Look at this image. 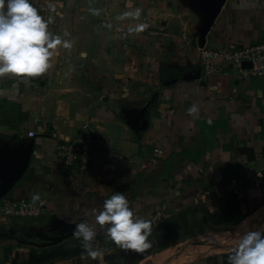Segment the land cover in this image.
<instances>
[{"label":"crops","instance_id":"0c3cea01","mask_svg":"<svg viewBox=\"0 0 264 264\" xmlns=\"http://www.w3.org/2000/svg\"><path fill=\"white\" fill-rule=\"evenodd\" d=\"M31 3L73 47L55 50L41 77L0 78V205L34 193L49 201L37 220L0 217V264H121L126 249L106 227L96 228L102 261L73 235L113 192L152 224L147 256L134 264H228L244 232L264 231V78L227 67L206 77L198 49L264 40V0ZM137 7L138 21L117 19ZM136 23L149 27L129 35ZM85 122L94 132L88 171L62 174L56 149ZM245 147L255 160L239 169Z\"/></svg>","mask_w":264,"mask_h":264},{"label":"clouds","instance_id":"9594fccd","mask_svg":"<svg viewBox=\"0 0 264 264\" xmlns=\"http://www.w3.org/2000/svg\"><path fill=\"white\" fill-rule=\"evenodd\" d=\"M49 10L54 12L55 8L49 5ZM90 11L92 15H100V9ZM141 14L142 9L137 7L123 12L117 19L138 21ZM52 22V16L45 19L31 0H0V78L41 77L52 67L51 58L55 50L73 47L71 40L50 31ZM148 27L147 23H136L129 25L127 33H142ZM196 111L193 106L189 114ZM32 198L38 201L39 193H34ZM93 215L94 223L79 222L73 231L87 257L92 260L102 261L104 256L103 250L95 244L97 226L106 227V239L122 249L143 252L151 247V221L137 215L123 193L113 192L104 199L101 209H93ZM228 264H264V231L244 232L232 248Z\"/></svg>","mask_w":264,"mask_h":264},{"label":"built area","instance_id":"2783aa9c","mask_svg":"<svg viewBox=\"0 0 264 264\" xmlns=\"http://www.w3.org/2000/svg\"><path fill=\"white\" fill-rule=\"evenodd\" d=\"M198 55L200 70L206 77L221 75L227 67L242 80L264 78V40L249 46L227 49L200 48ZM93 134L90 124L85 122L80 126L78 136L57 147L56 157L61 162L62 174L73 169H77L80 175L88 171ZM34 136V132L28 133V137ZM48 205L46 198H40L38 201L25 198L8 199L0 205V217L12 221L37 220Z\"/></svg>","mask_w":264,"mask_h":264},{"label":"trees","instance_id":"16d2710c","mask_svg":"<svg viewBox=\"0 0 264 264\" xmlns=\"http://www.w3.org/2000/svg\"><path fill=\"white\" fill-rule=\"evenodd\" d=\"M261 125V134H264V121L260 123ZM204 154V152L201 153V156ZM236 156H237V165L239 169H245L246 165L250 162H253L255 160V153L254 150L251 148H240L236 150ZM262 156L263 161L258 164V167L264 169V148L262 150ZM159 231H161V238L159 240V248H163L167 246L168 244V238L170 233V228L168 225H161L158 227ZM163 243V244H162ZM129 255H132V253L137 254L134 259H132L129 264H134L135 262L145 258L147 256V251L144 250V252H141L138 254V252H133L130 250H127Z\"/></svg>","mask_w":264,"mask_h":264},{"label":"rangeland","instance_id":"374dc122","mask_svg":"<svg viewBox=\"0 0 264 264\" xmlns=\"http://www.w3.org/2000/svg\"><path fill=\"white\" fill-rule=\"evenodd\" d=\"M22 222H25V221H31L30 219L28 220H20ZM16 222H18V220H16ZM163 244V243H162ZM144 252V251H143ZM141 252H138V254H140ZM137 254L135 253H132V255H129L128 251L126 250V255L125 256H121V259H123V261L121 262L124 263V264H129V262L134 259V257L136 256Z\"/></svg>","mask_w":264,"mask_h":264}]
</instances>
